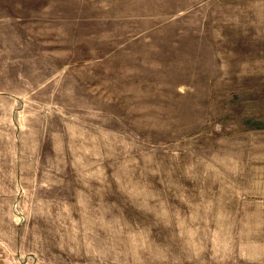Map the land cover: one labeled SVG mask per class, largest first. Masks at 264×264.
Returning <instances> with one entry per match:
<instances>
[{"label":"rangeland","instance_id":"rangeland-1","mask_svg":"<svg viewBox=\"0 0 264 264\" xmlns=\"http://www.w3.org/2000/svg\"><path fill=\"white\" fill-rule=\"evenodd\" d=\"M0 264H264V0H0Z\"/></svg>","mask_w":264,"mask_h":264}]
</instances>
